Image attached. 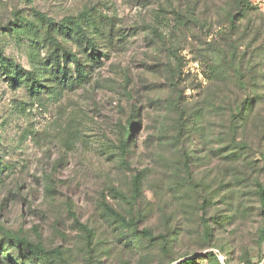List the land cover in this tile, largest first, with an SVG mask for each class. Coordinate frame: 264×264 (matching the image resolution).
Instances as JSON below:
<instances>
[{"label": "rangeland", "instance_id": "obj_1", "mask_svg": "<svg viewBox=\"0 0 264 264\" xmlns=\"http://www.w3.org/2000/svg\"><path fill=\"white\" fill-rule=\"evenodd\" d=\"M38 14L86 80L57 64ZM73 20L103 29L95 51L59 34ZM223 50L260 99L238 160L230 111L246 97L209 71ZM0 52L43 81L0 67V264H264V0H0Z\"/></svg>", "mask_w": 264, "mask_h": 264}, {"label": "trees", "instance_id": "obj_2", "mask_svg": "<svg viewBox=\"0 0 264 264\" xmlns=\"http://www.w3.org/2000/svg\"><path fill=\"white\" fill-rule=\"evenodd\" d=\"M38 17L47 24V31L45 33L46 40H49L52 45L55 47V53L59 54L56 58L57 64H60L61 61L63 63H72L75 66L76 73H77V79L76 82H80L81 80H86V69L88 68L87 65L82 63L81 58L78 56V54L73 53L71 50L68 49L67 46L61 44L60 41H58L53 34V24L50 20H47L45 16L39 15ZM74 26V28H72ZM59 34L65 35L68 34L74 38H77L80 42L79 46L83 47L82 44H84L86 47L90 48L92 51H95L96 46V38L102 37L103 29H101L98 26L94 27V32L91 33V35L94 37L93 40H91L90 37H88L86 33V29H84V26L82 23L77 22L75 20L71 21L69 25L62 26L59 29ZM53 56V55H52ZM217 59L213 60L210 65V74L214 75V80H226V81H233L235 87L243 92L245 94L246 99L242 102L235 103L234 106L231 107V133H230V139L229 144L231 146H234L233 153L231 158L233 160H238L241 158L242 149L246 148L244 143H240L236 141L233 137L235 136L236 132L239 129L238 121L241 123H246L251 114L254 112L257 104L260 102V99L255 96L252 97L249 95V76L247 73L243 70V66L240 64L239 60H235L230 58L229 53H227L225 50L221 51L217 57ZM243 62V61H242ZM221 66V71L219 67ZM0 67L2 71L5 73L6 76H8L9 79L12 78V75L15 73L17 77L22 78L25 80L26 83L29 84V87L32 91L37 90L39 87L42 86V82L40 79H38V74L40 72H25V73H19V68L12 65L9 62H6V60L2 57L0 52ZM59 68V65H57ZM18 72V73H17ZM44 71H41V73ZM62 72V71H61ZM63 75H64V81L66 82H73L75 79L71 76V73H69L66 68H63ZM46 73H44V76L41 77L43 80L46 79ZM73 85V84H72ZM36 92V91H35ZM245 125H243L244 127ZM130 137V131H126L125 139L122 142V145L120 147V157L122 160V163H125V157L128 155L127 152V145L129 142ZM236 158V159H235ZM141 184V176L137 175L133 181L134 185V195L138 196L140 194L139 186ZM257 188L259 192V199L261 204L264 206V184H261L260 182H257ZM112 216L118 218V220L122 223H125L126 220L122 216L118 215L115 212H111ZM206 232H210L209 226H206ZM149 235V233H147ZM13 247H16V249H23L24 247L29 250L37 260H47L51 255L56 254V257L54 258L55 262L61 261L60 253L56 252H45L42 247L39 245H33L30 244L28 241L24 239H18L15 238L14 242L12 243ZM11 244V245H12ZM212 260L217 259V255L214 253H209L208 255ZM178 264H194V260L191 261V259H186ZM246 264H251L250 262H246Z\"/></svg>", "mask_w": 264, "mask_h": 264}]
</instances>
